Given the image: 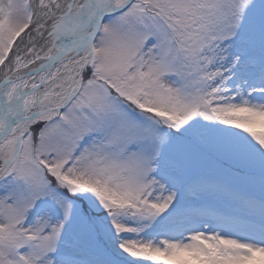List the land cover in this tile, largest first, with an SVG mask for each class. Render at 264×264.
Listing matches in <instances>:
<instances>
[{
  "label": "snow or ice",
  "instance_id": "obj_1",
  "mask_svg": "<svg viewBox=\"0 0 264 264\" xmlns=\"http://www.w3.org/2000/svg\"><path fill=\"white\" fill-rule=\"evenodd\" d=\"M0 264H264V0H0Z\"/></svg>",
  "mask_w": 264,
  "mask_h": 264
}]
</instances>
